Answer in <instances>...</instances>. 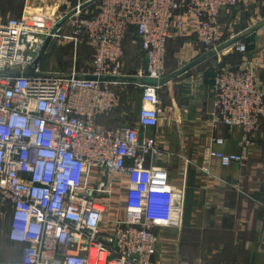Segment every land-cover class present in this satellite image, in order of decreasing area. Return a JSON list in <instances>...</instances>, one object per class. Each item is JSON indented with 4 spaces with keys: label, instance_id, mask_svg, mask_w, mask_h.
Wrapping results in <instances>:
<instances>
[{
    "label": "built area",
    "instance_id": "1",
    "mask_svg": "<svg viewBox=\"0 0 264 264\" xmlns=\"http://www.w3.org/2000/svg\"><path fill=\"white\" fill-rule=\"evenodd\" d=\"M79 2L52 25L0 14V224L19 254L10 264H156L154 228L180 225L183 192L176 194L161 183L162 175L144 170L148 157L163 155L155 139L135 128H103L96 122L116 108L117 89L131 77L124 67L128 34L134 33L148 61L146 76L142 70L134 74L142 104L137 126L155 128L163 114L160 83L167 76L174 24L180 30L182 18L194 17L197 44L221 64L220 14L242 0ZM64 24L72 31L62 38L74 46L84 38L93 47L87 74L79 75L75 67L62 75L34 67L45 40L59 37ZM231 47L242 58L237 66L216 70L210 120L213 126L240 128L243 146L238 154L213 151L222 166L242 162L264 120L257 64L244 56L245 44L234 41ZM144 79L154 83L143 84ZM91 170L99 190L91 186ZM115 176L148 184L143 217L109 220L113 232L104 234L109 203L98 201V192L108 197Z\"/></svg>",
    "mask_w": 264,
    "mask_h": 264
},
{
    "label": "crops",
    "instance_id": "2",
    "mask_svg": "<svg viewBox=\"0 0 264 264\" xmlns=\"http://www.w3.org/2000/svg\"><path fill=\"white\" fill-rule=\"evenodd\" d=\"M79 1L85 0H0V14L6 19L26 15L36 23L52 25L69 14ZM220 24L221 47L231 52L234 41L246 45L244 56L257 64L256 78L264 93V0H242L237 7L223 10ZM195 25L194 17L185 16L180 30L173 26L178 44L175 52L184 56L163 81L160 90L163 114L155 128L143 130L137 126L142 104L139 80L134 74L142 70V53L138 54L140 60L135 70L128 68L133 72L131 77L117 89L116 108L98 118L96 123L103 128H135L140 136L155 139L163 155L148 157L144 170L162 175L161 183L176 194L183 192L180 225L173 223L154 228L153 261L156 264H264V120L250 137L242 162L222 166L211 157L213 151L240 153L242 131L211 123L214 78L219 61L197 47ZM67 27V24L62 25L60 32L61 39L69 42L62 38L68 36L64 34ZM52 43L54 39L38 64L41 72L62 75L73 67L79 75L89 72L91 58L87 70L77 65L81 59L78 44L73 45L70 53L72 66L68 72H57L59 67H45L50 57L58 66L57 60L63 56L61 49L50 53ZM187 66L191 67L178 74ZM170 75L174 76L169 80ZM215 138L222 139L223 145L214 144ZM114 178L118 182L108 197L103 199L101 191L98 192V201L109 203L101 226L104 234L113 232L109 220L139 221L143 217L142 196L148 184L124 176ZM90 181L92 188L100 189L95 170H91Z\"/></svg>",
    "mask_w": 264,
    "mask_h": 264
},
{
    "label": "rangeland",
    "instance_id": "3",
    "mask_svg": "<svg viewBox=\"0 0 264 264\" xmlns=\"http://www.w3.org/2000/svg\"><path fill=\"white\" fill-rule=\"evenodd\" d=\"M219 20H220V18H219ZM71 31H72V29L68 25L66 32L64 33L62 31V33L68 34V36H69V35H71ZM61 35H63V34L59 33V37L54 39V43H52V47H51L52 50L50 53L53 54L55 51L61 49L63 56L57 60L58 66H57V64L55 65L54 58L50 57L49 61H48L49 65L48 66L46 65L45 67H55V68L59 67V70L57 72L64 73V72H68L72 66V59L70 57V55H71L70 53L73 50L74 43L71 41L68 42V41L62 40L60 37ZM177 45H178L177 39L175 40V38L168 44L167 53H166V74L172 73L171 71L173 70V68L178 64V62H180V57L184 56V54L183 53L181 54V52H179V54H178V51H177V53L175 52ZM63 47H66V48L62 49ZM91 47H92V45L86 39H84V38L79 39V41H78V53H79V58H81V59H80V64L78 62L77 65H78V67L80 66V68L83 70H87V68H88V64L90 62V58H91V54H92V48ZM197 47L199 48L200 45L198 44ZM205 53L208 54V52H205ZM138 54H140L139 45H138L135 37L133 36V33H130L126 36L125 41H124V67H125V69L134 66V63H135L134 60H137V61L139 60ZM235 54L236 53L232 54L231 52L223 51L220 54V58H219V60L221 59V64L218 63L216 65V70L220 67H223L222 66L223 64L227 63L228 57L234 58ZM221 56H223V57L221 58ZM225 58H227L226 61H225ZM229 63L231 64V62H229ZM225 66L231 67L228 63L225 64ZM45 67H44V70H45ZM160 97L162 99V93H161ZM117 210L120 212L119 207ZM18 259H19V254H18L17 248L12 247L6 241L3 227L0 224V264H10L12 262L17 261Z\"/></svg>",
    "mask_w": 264,
    "mask_h": 264
},
{
    "label": "water",
    "instance_id": "4",
    "mask_svg": "<svg viewBox=\"0 0 264 264\" xmlns=\"http://www.w3.org/2000/svg\"><path fill=\"white\" fill-rule=\"evenodd\" d=\"M50 41H51L50 38H47V39L45 40V42H44V44H43V46H42V48H41V50H40V52H39V54H38L36 60H35V62H34V67H37V66H38V64H39L40 60L42 59V57H43V55H44V53H45V51H46V49H47V46L49 45ZM147 63H148V61H147V57L144 56V57H143L142 72H143V74H144L145 76H146V74H147ZM190 67H191V66H187V67L183 68V70H181L178 74H181V73L186 72ZM131 73L133 74V72H131ZM30 75H32V74L30 73ZM173 76H174V75H170L168 79L170 80ZM87 79H93V78L90 77V76H88ZM142 83H143V84H146V85H149V84H153L154 82L151 81V80H148V79H144V80H142ZM160 84L163 85L164 82H161Z\"/></svg>",
    "mask_w": 264,
    "mask_h": 264
},
{
    "label": "trees",
    "instance_id": "5",
    "mask_svg": "<svg viewBox=\"0 0 264 264\" xmlns=\"http://www.w3.org/2000/svg\"><path fill=\"white\" fill-rule=\"evenodd\" d=\"M131 33H133V32H131ZM133 36L135 37V35H134V33H133ZM135 39H136V37H135ZM136 41H137V39H136ZM168 48V47H167ZM141 53V52H140ZM241 58H242V56L240 55V54H238V53H236L235 54V57L233 58H230V57H228V60H227V63L231 66V67H234V66H237L238 64H239V62L241 61ZM226 59L227 58H225V61H226ZM230 59V60H229ZM140 60V59H139ZM139 60L137 61V60H134V66L133 67H131V69L130 70H135V67H136V65H138L139 64ZM229 62H231V64L229 63ZM227 63H225V64H227ZM225 64H223L222 66H225Z\"/></svg>",
    "mask_w": 264,
    "mask_h": 264
}]
</instances>
